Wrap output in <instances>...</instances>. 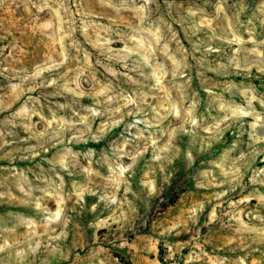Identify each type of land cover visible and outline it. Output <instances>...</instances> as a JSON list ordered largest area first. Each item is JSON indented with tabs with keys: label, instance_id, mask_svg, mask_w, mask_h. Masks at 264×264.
Listing matches in <instances>:
<instances>
[{
	"label": "rangeland",
	"instance_id": "374dc122",
	"mask_svg": "<svg viewBox=\"0 0 264 264\" xmlns=\"http://www.w3.org/2000/svg\"><path fill=\"white\" fill-rule=\"evenodd\" d=\"M0 264H264V0H0Z\"/></svg>",
	"mask_w": 264,
	"mask_h": 264
}]
</instances>
